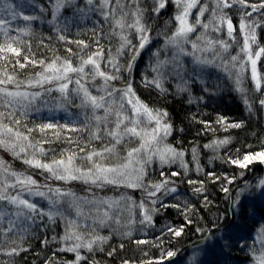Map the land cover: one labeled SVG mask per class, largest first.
Masks as SVG:
<instances>
[{"label": "snow or ice", "instance_id": "1", "mask_svg": "<svg viewBox=\"0 0 264 264\" xmlns=\"http://www.w3.org/2000/svg\"><path fill=\"white\" fill-rule=\"evenodd\" d=\"M167 2L168 0H153L151 12L158 15L166 7ZM171 2L177 7V13L174 16L176 27L171 32V35L166 32L158 33V35H163L164 44L152 53L155 61L150 67L155 75L151 80L145 78V86H154L163 93L167 91L163 86L164 82L170 77H174L178 81L176 84L177 94L185 92L190 94L189 83H194L197 79H200L203 83L202 77L206 69L212 67L225 72L229 79H234L235 90L241 94L242 101L249 112H252L254 103L249 98L250 91L260 94L258 103L261 108H264V71H261V69H264V60H262L264 58V46L260 45L256 31L257 28L264 27V21L257 23L256 20L252 19L253 13L264 17V0H259L258 3H250L249 0H213L214 6L211 8V18L207 22H202L200 17L204 16L205 12L209 11V8L206 4H201L200 0H171ZM84 3L87 6V10L76 5L75 0H50L52 21H49V23L58 20L62 9L75 6L78 12L85 14L88 11H98L104 22L109 23L110 31L108 33L101 31L99 34L95 30L93 31L96 45L95 51H89L91 45L84 40L67 41L68 43H75L78 51L73 52L71 48H67L66 51L70 54L69 56L61 57L57 55L53 59L46 61L45 59L30 58L29 55L24 54L21 45L25 42L20 39V35H10V31H16L22 35L31 34V24L12 29L11 23L18 18L26 22L37 20L38 16L25 15L23 13L25 7L35 5V0H28L27 4L24 0H20L18 3H12L10 0H0V62H3L0 64V108L5 109V111H0V148L10 152L14 158L22 160L30 168L47 172L49 178L58 181H64L65 183L81 181L97 188L111 185L142 189L153 207L149 208L143 200L136 205L140 209L142 216L140 223L152 225L153 214L159 211L155 207L159 199L157 193H174L177 189L174 186H168L170 183H174L168 177L159 182L145 184V166L154 158H157L161 165L174 163L176 160H180L183 165L184 153L171 145L164 144L165 139L171 135L173 130L172 123L167 119V111L150 108L137 96L131 80L126 81L123 88H117L112 83L113 81L122 80L123 72L130 73L137 58L153 43V38L150 35L152 26L145 22V15L148 10L140 6V0H130V3L134 5L132 10H128L129 4L122 3V0H114V3L112 0H98V3L95 0H84ZM193 8H198V13L195 21L191 22L189 17ZM233 8L240 14L239 33L243 37L242 45L234 37L236 29L234 28L233 20L228 15V12L225 11H231ZM248 8L251 11H247L246 9ZM40 10L42 12L45 11L43 7ZM5 15L8 18H4ZM224 25L227 28V36L239 48V51L234 55L229 52L232 44H229L224 39L212 38L208 35L209 29L213 32H221ZM198 26L204 31L198 32ZM57 30L59 31V29ZM130 33L135 34L134 38L138 40V44L133 43ZM193 34H195V39L192 38ZM112 36L118 37L119 46L116 48L115 54L109 49L107 59H105V49L100 43V39L101 37L111 39ZM58 39L65 41L66 37L59 35ZM189 44L191 45V52L186 48V45ZM28 50L30 52L31 48L29 47ZM169 50H171L170 56L167 54ZM162 51L165 53L163 59L160 58ZM209 52L212 53L211 58L197 55V53ZM225 54H228L227 59H225ZM123 55L130 57L126 65L120 64L118 60V57ZM184 56L192 57V67L185 66V61L182 59ZM73 57H76L78 61L75 64L73 63ZM101 61L104 62L103 66ZM258 63L260 67H258ZM9 64L13 68L12 72L8 70ZM29 65L33 68L40 67L42 71H36L27 80H19L15 69L17 67L26 69ZM109 66L111 71H105L104 69ZM249 72L253 85L251 90L243 86L246 73ZM97 78L103 81L98 87L94 84ZM70 84L74 85L71 89L69 88ZM89 84L95 88L97 94H93L88 87ZM10 85L12 86L11 88L9 87ZM45 85H48V87L45 88ZM22 86L25 90H22ZM31 88H41L48 93L56 91L60 93L64 101L69 103L72 102L70 95L74 94L81 101L77 107L91 109V116L86 114L85 120L80 127H71L69 129L71 132H87L88 141H85L84 146L80 145V140L78 139L76 140L77 150H62L59 153V158H57L55 150H47L42 147V144L52 143L51 140L42 139L33 142L32 134L38 130L43 136H47L46 130L57 129L52 135L59 140L61 138V131L59 130L66 128L67 125L47 123L38 124L30 128L25 124L23 125L25 131H21L22 125L21 120L16 115L17 111H19L20 116H25L26 111L42 94L40 91L26 90ZM204 91H208V88L205 87ZM199 99L202 100L203 97ZM188 102L192 103L193 100L189 99ZM97 110H103V115H98ZM113 116L114 119H110ZM92 121H95L94 127L92 126ZM216 122L221 124L225 131L229 128L239 129L244 126L243 121L229 123L222 116L218 117ZM200 123H204L206 127L210 124L209 121H200ZM104 137H108L109 142L104 144L103 147L99 149L92 148L91 151L86 150V148L91 147V141H103ZM137 140L139 141L138 145L128 148L127 154L121 157L117 146L124 144L125 141L131 144ZM66 142L71 144L73 142L72 138H68ZM230 143L231 138L229 137L222 140H214L210 144H206L205 147L216 150ZM160 145H163V147ZM48 151H52L53 155L51 159L46 160L45 157ZM239 151L237 149L238 153ZM79 153H83V155L81 156ZM195 153L196 149H193L194 159ZM113 157L122 162L111 163L110 159ZM78 159L87 162V166L78 165L76 163ZM257 161L264 163V141H261V149L259 151L254 153L251 151L246 152L242 158L229 156L225 162L244 170ZM134 164L139 165V167L133 168ZM184 167L186 168L187 166L184 165ZM130 168L133 169L135 175L129 171ZM0 175H2V179H0V225L4 223L5 219H7L8 224L6 228L0 227V232L5 235L14 232V230L27 233L30 227L27 222L31 221L34 223L36 214L41 217L47 215L48 219L53 222H55L53 219L55 216L60 215L63 217V213L56 206L64 198H67L66 202L69 207L74 208L78 216L83 214L80 204L81 200L86 204L96 205L97 210H99V205H107L111 209L119 204L117 200H89L84 197H77L71 190H63L60 187L52 188L48 185H45V187L48 188L51 196L44 191H33V188L37 186V181L31 175L13 170L4 160H0ZM178 175L179 173L175 171L171 172L173 177ZM208 175L211 177L212 183L221 179L214 172H210ZM241 175H243V172H241ZM161 176H164L163 172H161ZM8 177L13 179L9 180ZM224 179L231 184L235 177L225 176ZM188 183L200 184V187L193 188L194 193L204 192L203 181L190 179ZM256 187L264 195V179H260ZM17 188L20 191L15 195L10 194L8 191V189ZM221 190L228 194L231 199L229 188L222 186ZM23 191H27L29 195L46 198L52 206L51 209L48 212L38 209L36 203L22 198L20 193ZM240 195L241 193L238 192L236 197L232 199L231 206L233 208L240 207ZM153 197H156V199H151ZM204 199L206 202L205 206H207L210 201H208L207 196ZM9 206H11L12 211L8 210ZM161 206L176 208L184 216L185 223L179 227L166 225L165 229H161V234L155 238L154 242L135 240L134 242L137 245L152 243L153 247L161 250L160 257L142 261L141 264L171 262V258L177 255L179 249H165L163 247L165 243L163 237L170 234L174 239L180 238L185 235L187 225L193 223L188 217V213L191 211L190 205L185 206L182 210L178 204H163ZM111 219L113 217L109 212L104 211L103 218L95 217L93 222L105 226L107 221ZM115 222L117 224L120 223L118 215L115 217ZM133 222V220H129V224ZM20 224H26L27 226L18 227ZM73 225L78 227L76 221L70 220L66 226L65 236L61 237L62 240H83V235L77 233L73 229ZM216 227L215 223L209 229L197 227L196 231L201 234V238L193 245L194 252L190 257V264H207L204 259L197 260V255L203 252L204 256L207 257L211 251L220 246L222 239H226L223 235L217 236ZM122 235L130 237L131 231L124 232ZM20 238L23 240L24 236ZM258 239L264 245V227L259 230ZM108 240L109 237L97 234L87 241L78 242L60 250L74 252L76 254L75 260L71 264H80L86 258L80 254L79 249L85 248L88 252H93L94 245H103ZM168 242L171 243L172 241L169 240ZM11 243L15 244L16 241L13 239ZM44 243H47V241H44ZM123 247L124 245L121 244V248ZM101 250L103 249L101 248ZM22 251H27V249L22 247L5 249L0 245V252L7 256H18ZM114 252L115 249L109 252L108 255L112 256ZM86 264H93V262L87 261ZM122 264H130V262L124 260ZM255 264H264V250L255 258Z\"/></svg>", "mask_w": 264, "mask_h": 264}, {"label": "rangeland", "instance_id": "2", "mask_svg": "<svg viewBox=\"0 0 264 264\" xmlns=\"http://www.w3.org/2000/svg\"><path fill=\"white\" fill-rule=\"evenodd\" d=\"M50 2V0H47ZM79 1V2H78ZM12 3H18L20 0H10ZM24 2L27 4L28 1L24 0ZM96 3H98V0H95ZM114 3V0H112ZM201 4H206L209 8V11L205 12L204 16L200 17L202 22H207L211 18V8L214 6L213 0H200ZM250 3H258L259 0H249ZM40 3V2H39ZM80 3V4H79ZM122 3L129 4V9L132 10L134 5L130 3V0H122ZM75 4L79 5L82 8H85L87 10V6L84 3V0H75ZM35 5H38V3H35ZM140 6L146 8L148 11L145 15V22L152 26V31L150 32V35L153 38V43L148 46L142 53L141 56L137 58L135 65L133 66L132 71L130 72V75L127 76V78L121 83L120 80L113 81L112 83L117 88H123L124 84L128 80H132L133 73L135 68L137 69L138 64L142 63L141 67H139L140 74L142 76L141 80L142 83H144L145 78L148 80H151L155 73L152 71V68L150 67L151 64L154 63L155 57L152 56V53L155 52L158 48L161 47V45L164 44V38L163 35H158V33H167L168 35H171V32L175 30L176 27V21L174 20V16L177 13V7L174 3L171 2V0H168L166 3V7L161 10V12L157 15L156 13L151 12V8L153 7V0H140ZM50 12H51V5L49 6ZM70 9V20L67 22H64V20L60 17L57 21H54L53 23H49L48 19L46 18L45 12L43 11L41 13V16H39L37 13L39 11V8H36L35 12L33 10V7H30L28 5L23 9V13L25 15H36L39 18L34 21L26 22L22 20L21 18H18L16 21H12L11 28L16 29L20 27H25L28 24H31V28L35 27L36 24L39 26H45L47 28H50V30L53 29L54 32L58 34L64 33V30H68L70 28H75V31H78L77 27L81 25H87L88 23L91 24V26H98L100 25L109 27L108 22H104L103 17L99 14L98 11H88L87 14L78 12L76 10L75 6L66 7ZM46 10V9H45ZM247 11H251L250 8L246 9ZM228 12V15L232 18L234 28L236 31L234 32V37L237 41L242 45L243 43V37L239 33V20H240V14L239 12L233 8L231 11L225 10ZM198 13V8L192 9V14L189 17V20L191 22L195 21L196 14ZM4 18H8L6 15ZM130 19V18H129ZM252 19L256 20L257 23H260L261 21H264V17H261L257 13H253ZM52 21V19H51ZM38 26V27H39ZM110 28V27H109ZM59 29V31L57 30ZM259 29L257 28V38ZM82 30V29H81ZM80 30V31H81ZM69 31V30H68ZM204 30L198 26V32H203ZM10 35H20V39L27 38L29 35H22L16 31H10ZM208 35L212 38H219L224 39L228 41L229 44H232V47L229 49V52L231 54H236L237 51H239L238 46L233 43V41L227 36V28L226 25H224L223 30L221 32H213L211 29H209ZM134 33H130V38L133 39L134 44H138V40H136ZM193 39H195V34H193ZM255 47V46H254ZM186 48L189 52H191V45H186ZM114 54V53H113ZM169 56L171 55V50L167 53ZM197 55L207 56L208 58L212 57V53H197ZM125 57V58H124ZM118 57V60L120 64L124 63V61H128L130 58L128 55ZM165 57V53L162 51L160 58L163 59ZM228 58V54H225V59ZM107 59V57H105ZM182 59L185 61L186 67H192L191 56H184ZM2 64V62H0ZM103 66V61H101ZM219 63V61H217ZM259 67V63H258ZM42 71V70H39ZM107 71H111V67L109 66ZM142 72V73H141ZM127 73V72H125ZM149 76V77H148ZM203 83L200 79H197L194 83H189L190 88V94L189 92L180 93L177 94L176 91V84L178 81L174 77H170L164 82V88L167 89L166 94H173L177 95V97H182L185 100L192 99L193 102L199 103L201 101L204 102L205 99L211 98L216 96L214 92H212L213 89L216 90L215 86L217 82H224L227 84L232 85L233 88H235L234 79H229L228 75L223 72L222 70H219L217 68L209 67L206 69L203 77ZM103 83L102 80L97 78L96 81H94V84L98 87ZM243 86L247 89H252V81L250 78V72L246 73V78L244 80ZM12 87L11 85L9 86ZM45 88L48 87V85L44 86ZM74 87L73 84L69 85V88L71 89ZM90 90L93 92V94H97L95 91V88L91 84L88 85ZM154 89L157 90L154 86H151ZM207 87L208 91H204V88ZM22 90L23 86H22ZM28 91H40L42 94L37 99L35 103H33L30 106V109L26 111V115L24 117L29 118L33 117L34 119H38V124H47V123H53L58 125H67L66 128L62 129L61 131L69 132V129L71 127H80L79 124H81L85 120V115L91 116V109H86L84 107H77V105H80L81 101L80 98L76 97L74 94L70 95V99L72 100L71 103L64 101L62 97L60 96V93L53 91L51 93H48L44 91V89L41 88H31L26 89ZM159 90V89H158ZM160 91V90H159ZM161 92V91H160ZM200 97H203V99H199ZM213 100V99H212ZM259 104V103H257ZM2 109V110H1ZM0 111H5V109L0 108ZM103 110H97V114L100 115ZM17 114H20L19 111H17ZM101 115V116H102ZM51 116V119L50 117ZM110 119H114L113 117H110ZM55 121V122H54ZM8 122V121H5ZM95 122V121H93ZM111 126V125H110ZM220 126V124L218 125ZM47 133L57 131V129H51L46 130ZM103 135V134H102ZM214 135H211L209 138H213ZM208 138V139H209ZM171 135H169L165 141L164 144L171 145L172 147L176 148L171 142ZM214 141V140H213ZM109 142L108 137H104L103 141H101V147H103L104 144H107ZM139 141H135L131 144H128L126 141L124 144L117 146L118 151L120 153V156L123 157L127 154V149L131 147H136L138 145ZM211 143V142H210ZM120 146H123L120 149ZM163 147V145H160ZM99 147V148H101ZM224 147V146H223ZM223 147H220L216 150H213L212 148H206L205 152L217 154L222 151ZM97 148V149H99ZM177 149V148H176ZM180 151L179 149H177ZM184 153L183 156V165L181 164L180 160H176L174 163L161 165L159 160L157 158H154L149 164L145 166L146 176L144 183L149 184L150 182L155 183L163 180L165 177L170 178L171 181L174 183H170L169 187H176L177 191L174 193H168L164 194L163 192L157 193L158 202L155 205L156 208L159 209L158 212L153 214V224H141L140 220L142 219V216L140 214V209L136 207L142 200L148 205L149 208L153 207L151 203L149 202V198H147L146 193L140 189V188H129L125 186H105L103 188H97L90 184H84L81 181H69L65 183L64 181H58L52 178H49V174L47 172H43L40 169H34L30 168L28 165H25L22 160L18 159L17 165L19 167V170H15L19 172L21 169H25L24 174L31 175L33 179L37 181V186L33 188V191L39 190L44 191L49 196H51V193L48 192V188L45 187V185L51 186L52 188L60 187L63 190H71L76 194L77 197H84L89 200L92 199H109V200H117L119 201L118 206H115L111 209L108 208L107 205H99V210H97L96 205H90L84 203L82 200L80 201L81 207H82V215L78 216L77 212L74 208H70L67 201V198H64V200L57 205V209L63 213V217L60 215L55 216L53 219L55 222L50 221L48 219V216L45 215L41 217L39 214H36L34 216V223L29 221L27 222V225H30L29 230L33 228L34 225L38 224L41 227H47L52 225L56 228L60 229V241L63 246L69 247L72 246L75 243H82L84 241H87L92 238L93 235H101L109 237V240L107 243H104L103 245L96 246L94 245V251L88 252L87 249L81 248L79 249V252L82 256L86 257L87 255L94 254L96 252H103L106 251L105 247L108 246L110 243H119L126 240H149L152 235H155L157 233L161 234V229H164L165 226H170L171 224L166 221L165 217V211L168 207H162L161 205L167 204L170 205L171 200L179 201L178 205L184 206L185 204L189 203L192 200H195V198L198 197L196 193L193 192L192 187L190 190L186 188L184 189L186 183L184 185L180 183L182 180H186L191 173H194L195 175H198V168H199V162L198 159L200 158V151L196 150L195 153V159L193 154V148H187L186 150L182 151ZM57 155V153H56ZM188 155V156H187ZM82 156V155H81ZM59 158V157H57ZM12 160L14 157L12 154L8 151H5L4 149L0 148V160ZM16 159V158H15ZM46 159V158H45ZM189 159V160H188ZM189 161V162H188ZM111 163H117L122 162L120 160H117V158L113 157L110 159ZM76 163L78 165L83 164L85 167L87 166V162L77 160ZM184 165L187 167L185 168ZM261 165V166H260ZM260 166L259 173H255V170L257 167ZM139 167V165H133V168ZM251 168V177L240 187L234 190V196L231 197V199H234L238 192L241 193L240 200L241 205L239 208H231L228 213L232 219L228 220L225 215H223L220 219L221 227L216 228L217 236L223 235L226 237V239H222L220 241V246L215 248L213 251H211L207 257L204 256L203 252H200L196 259L206 260L207 264H255V258L258 257L262 250H264V245H262L258 239V233L261 227H264V218L263 216H257V210L258 208L264 209V195L261 194V190L256 187L260 179H264V163L260 162H254L250 165ZM263 168V169H262ZM178 170L179 175L178 176H171V172ZM129 171L132 172L133 175H135V172L132 168L129 169ZM161 172L164 173V176H161ZM0 179H2V175H0ZM9 180H12V177H8ZM193 186H197L194 184H191ZM241 190H243L241 192ZM9 193L12 195H15L17 192L20 191L19 188L17 189H8ZM22 198L28 199L30 202L36 203L38 209L48 212L51 209V205L49 204V201L40 196L35 195H29L27 191H23L20 193ZM55 199V197H53ZM151 199H156V197H153ZM244 208V211L242 210ZM9 211H12L11 206H9ZM108 211L109 214L113 217V219L107 221V224L105 226H101L99 223H94L93 218L100 217L103 218V212ZM119 216L120 223L117 224L115 222V217ZM245 217L247 221L245 222ZM14 218V217H13ZM169 219V218H167ZM70 220H74L77 222V225H73V229L77 232L83 235L82 241H76V240H70L65 241L62 240L61 237L65 236L66 234V226L68 225ZM129 220H133L134 222L129 224ZM159 224V226H158ZM26 224H20L18 227H24L27 226ZM44 225V226H43ZM0 227H8L7 219H5L4 223L0 225ZM95 229V231H93ZM131 231V236L126 237L122 235V233ZM29 232V231H28ZM22 233L14 230V232L8 233L11 235V238H16L18 235L28 234ZM199 235V233H198ZM159 236V235H158ZM251 240V244L245 247V239ZM180 241V240H179ZM178 239L175 241L169 242L164 244L165 249H171L174 250L176 246H179ZM172 246L174 248H172ZM101 248L103 250H101ZM235 249V251H233ZM244 249V250H243ZM242 251H244L246 254H244ZM194 247L193 245L191 247H187L184 250L178 251L177 255L173 258H171V262L165 261L164 264H190V257L193 255ZM238 252V253H237ZM242 255H240L239 254ZM73 256V259L75 260V253L70 252ZM240 256H238L237 254ZM157 257L161 256V250L158 249L156 253ZM140 257V256H139ZM143 257V256H142ZM141 258V257H140ZM139 264V263H138ZM141 264V263H140Z\"/></svg>", "mask_w": 264, "mask_h": 264}, {"label": "trees", "instance_id": "3", "mask_svg": "<svg viewBox=\"0 0 264 264\" xmlns=\"http://www.w3.org/2000/svg\"><path fill=\"white\" fill-rule=\"evenodd\" d=\"M35 3H38V5H30V7H33L34 12L36 8H39L37 14L41 16L42 11L40 9L43 7L46 9L44 11L46 18L48 21H51L50 2L47 0H35ZM70 12L68 8L61 10L60 17L64 22L70 20ZM38 26L39 25L36 24L35 27L32 28L31 34H29L27 38L22 39L25 43L21 45V48L24 50V54L29 55L30 58H35L37 60L45 59L46 61L53 59L57 55L61 57L69 56L70 54L66 51L67 48H71L73 52L78 51L75 43H68L67 41L84 40L91 45L89 51H95L96 45L94 43L95 37L93 31L95 30L98 34L101 33V31L103 33H108L110 31L109 27L100 25L99 28H97L98 26H91V24L88 23L87 25L78 26V31H75V28H70L68 29L69 31L63 28L62 30H64V33L58 34L53 31L54 28L50 30V28L45 26ZM59 35H64L66 40H59ZM258 41L260 45L264 46V27L259 29ZM100 43L104 46L105 57H107L109 49L115 54L116 48L119 46V39L116 36H112L111 39L101 37ZM29 47L31 48L30 52L28 50ZM124 56L125 55H123V57ZM262 60H264V58H262ZM77 62V58L73 57V63L75 64ZM126 64V61L122 63V65ZM141 64L142 63L138 64L137 69L135 68L133 73L134 79L132 80V87L137 96H139L150 108L162 109L168 112L167 119L173 125L171 133L172 142H170L177 149L183 151L190 147L200 151V158L198 159L200 170L197 173L198 175L191 173L186 180L180 181L181 185L186 183L184 187L185 190L186 188L190 190L192 187H200L199 183L194 184L197 186L189 184L188 181L190 179L204 182V192L199 195L196 193L198 197L195 198V200L181 207L182 210L185 206H191L188 217L193 221L192 224L187 225L185 228V235L177 238L179 246H176L174 250L179 249V251H181L187 247H191L201 238V234L199 233L198 235L196 231L197 227L209 229L213 227L214 223L217 225L216 228L221 227L220 219L223 215H225L228 220L232 219L229 216L231 213H228L232 208V199L221 190V187L225 186L229 188L230 197H233L235 193L234 190L242 186L251 177L252 173L250 171V166L248 169L242 170L225 161L229 156L232 158H237V156L242 158L243 154L246 152L251 151L254 153L261 149V141H264V108H261L260 105L257 104L260 94L250 91L249 98L253 100L254 103L252 105V112H249L247 106L242 101L241 94L237 92L232 85L224 82L216 83V90H212L216 96L205 99L203 103L201 101H199V103H189V100L177 97V95L162 93L151 86L146 87L141 80L142 76L139 70V67L142 66ZM107 69L108 68L104 70L107 71ZM8 70L9 72L13 71L11 64L8 65ZM39 70H42V68H33L31 65L26 69H19L18 67L15 69L16 73H18L19 80H27ZM261 71H264V69H261ZM128 75H130L129 72L122 73L123 79L120 80L121 83ZM249 90L251 89L249 88ZM16 115L21 120V131H25L23 128L25 124L30 128L38 125V119H34L33 117L26 118L17 113ZM100 115H102V112ZM221 116L225 117L229 123L243 121L244 126L239 129L229 128L225 131L224 127L221 126V124L218 126L219 124L216 122L218 117ZM49 117L51 119V116ZM200 121H209L210 124L206 127L205 124L200 123ZM91 123L94 127L95 122L92 121ZM81 124H79V126H81ZM52 133L53 132H50L47 136H43L37 130L32 134L33 142L42 139L51 140L52 143L42 144V147L47 150H55L57 157H59V153L62 150H77L76 140H80L81 146H84L85 141H88L87 132H66L64 130V132L61 131V138L59 140L55 139ZM211 135H214L213 138H209ZM229 137L231 138V143L225 145L221 152L217 154L205 152L206 144H210L213 140H222ZM68 138H72L73 142L71 144L66 142ZM100 144L101 141L93 140L91 141V147L86 148V150L91 151L92 148L97 149L101 147ZM122 147L123 146H120V149ZM237 149L240 150L239 153ZM52 155L53 152L48 151L45 157L46 160L51 159ZM79 155H83V153H79ZM3 160L13 170H19L17 166L19 163L15 162L18 159ZM260 166L257 167L255 173H259L261 170ZM19 172L24 173L25 169H21ZM176 172L179 171L176 170ZM210 172L219 175L221 179L212 183L211 177L208 175ZM241 172H243V175H241ZM225 176L235 177V180L229 184L227 180L224 179ZM205 196H207L208 201H210L207 203V206H205ZM178 202L179 201L171 200L170 205L181 204L182 201L180 203ZM242 210L244 211V208H242ZM165 215V220L171 224L170 226L179 227L185 223L184 216L181 215L180 211L176 208H166ZM257 216H263L264 218L263 208H258ZM244 219L246 222L248 218L245 217ZM60 233V229L53 225L52 227H41L38 224L34 225L33 228L29 230L28 234L18 235L16 238H11L10 234L5 235L3 232H0V245L5 249H10L12 247L27 249V251L20 252L18 256H7L3 252H0V264H71V262L74 261L72 254L68 251L60 250L63 248L60 241ZM158 235H160V233L152 235L148 241L154 242ZM21 236H24L23 240H21ZM13 239L16 241L15 244L11 243ZM163 239L166 244L169 240L172 242L176 240L172 238L170 234L163 237ZM44 241H47V243H44ZM134 241L135 240H126L119 243H110L105 247L106 251L87 255L85 257L86 260L81 261L80 264H86L87 261H92L93 264H122L124 260H128L130 264H140L142 261L158 258L156 253L159 248L153 247L152 243L137 245ZM244 241L246 243L245 247L252 243L249 238ZM121 244L124 245L123 248H121ZM172 248L174 247L172 246ZM113 249H115L114 254L109 256L108 253ZM233 251H235V249ZM242 252L246 254L244 251ZM239 254L237 255L240 256L241 254Z\"/></svg>", "mask_w": 264, "mask_h": 264}]
</instances>
